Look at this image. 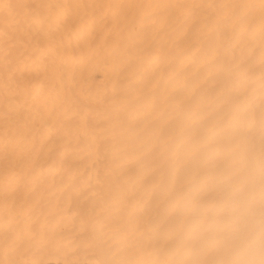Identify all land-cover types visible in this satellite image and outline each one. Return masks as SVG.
<instances>
[{
	"label": "bare ground",
	"instance_id": "obj_1",
	"mask_svg": "<svg viewBox=\"0 0 264 264\" xmlns=\"http://www.w3.org/2000/svg\"><path fill=\"white\" fill-rule=\"evenodd\" d=\"M0 264H264V0H0Z\"/></svg>",
	"mask_w": 264,
	"mask_h": 264
}]
</instances>
